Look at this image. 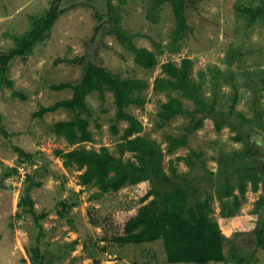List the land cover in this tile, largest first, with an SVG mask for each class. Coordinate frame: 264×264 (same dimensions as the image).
Returning a JSON list of instances; mask_svg holds the SVG:
<instances>
[{"label": "rangeland", "instance_id": "374dc122", "mask_svg": "<svg viewBox=\"0 0 264 264\" xmlns=\"http://www.w3.org/2000/svg\"><path fill=\"white\" fill-rule=\"evenodd\" d=\"M52 1L0 0V56L15 47L14 37L47 14ZM125 1L114 0L111 9L107 0H62V13L47 39L5 71L0 64V264H171L162 240L116 241L122 236L116 213L124 211L122 201L134 187L104 194L95 182L84 185L85 169L66 165L59 153L107 147L118 163L138 164L134 153L120 152L130 122L117 120L114 93L107 89L104 98L99 92L86 98L91 116L83 112L81 117L88 119L92 142L71 146L56 134V123L77 116L69 109L35 115L42 107L72 99L71 88L55 91L52 86L78 85L91 62L124 80L147 82L148 88L136 93L146 103L125 111L142 123L138 135L156 143L162 170L172 182L199 186L192 202H209L208 216L223 231L227 258L211 264H264L255 232L264 230V16L248 26V16L240 11L264 8V0H185L191 30L176 46L171 4L155 8V0ZM118 27L135 36L138 48L156 54L155 68L136 64L118 40ZM186 58L193 62L192 81L201 86L199 108L181 92L154 90L155 79L165 76L163 64L181 66ZM15 91L26 99L14 97ZM170 95L191 114L164 122L160 114ZM201 119L203 127L194 130ZM183 138L186 145L169 151L173 139ZM208 172L214 174L211 180ZM230 189L240 197V207L228 218L224 204H233L226 197ZM42 214L46 217L37 220Z\"/></svg>", "mask_w": 264, "mask_h": 264}, {"label": "trees", "instance_id": "16d2710c", "mask_svg": "<svg viewBox=\"0 0 264 264\" xmlns=\"http://www.w3.org/2000/svg\"><path fill=\"white\" fill-rule=\"evenodd\" d=\"M113 1L107 0L111 9ZM120 2L125 3L126 1L120 0ZM61 3L62 0H53L47 14L34 20L31 30L21 36L14 37L15 47L0 56L2 71H5L15 58L31 55L35 46L47 39L46 33L53 28L62 13ZM165 3L171 4L176 19L177 27L172 34V45L176 46L191 30L186 16V1L155 0L154 6L157 8ZM240 11L248 16V26L255 24L258 18L264 16V8L242 7ZM148 17L152 19L153 15L149 14ZM120 19L119 16L118 20ZM116 33L120 43L134 54L138 66L147 70L157 66L156 54L146 48H138L133 43L134 35L120 27L116 29ZM192 67L193 62L188 58L182 60L181 66H177L173 62L163 64L165 76L155 79L154 90L168 94L181 92L183 97L193 100L198 108L201 107V86L195 84L191 79ZM9 85L13 88L14 84L9 82ZM68 88L74 91L72 99L58 102L50 107H42L35 115L43 117L45 114L61 108L75 112L77 116L73 120L55 124L56 134L63 136L71 146L93 141L88 119L81 117L83 112H87L91 116L86 98L93 92H99L100 97L104 98L107 89L112 91L118 108L117 120L130 122V126L123 135V142L119 144V149L122 154L127 151L134 153L138 164L133 162L118 163L116 157L110 153L107 147H103L100 151L74 148L67 153L59 152L65 157L66 165H77L79 168L85 169V173L82 175L84 185L95 182L104 194L118 193L127 185L134 187L133 194L125 196L122 201V204L126 205L124 211L116 213L117 227L122 232V236H119L116 241L124 244H144L162 240L167 260L171 264L226 262L225 236L220 225L211 221L208 216L211 209L209 202L200 203L191 200L199 186L191 188V184L187 180L182 185L172 182V178L162 170L161 154L156 143L138 135L143 131L142 123L125 111L128 106H143L146 103V100L141 96H136V93H141L148 88L147 82L139 79L124 80L91 62L78 85L62 83L52 86L55 91ZM14 97L26 99V96L18 91L14 92ZM169 97V101L163 105V111L160 114V118L164 122L179 115L191 114V111L184 107L181 99L171 95ZM203 125V120H198L194 125V130L200 129ZM221 128L218 126L217 130H221ZM112 130L114 133H118L116 126H113ZM135 135L138 136L134 137ZM186 144V138L173 139L169 151ZM186 161L191 164L188 158ZM202 166L205 168V165ZM208 173L207 179L211 180L214 174ZM160 181L166 188L161 187ZM142 183L145 185L141 186ZM255 186H258L257 181H255ZM241 193H245V187L241 188ZM226 197L233 200L232 206L224 204L226 216L231 218L240 207V197L234 195L232 189L228 190ZM137 202L141 204L138 207L136 206ZM30 205V212L34 214V205L32 202ZM134 208L136 211L129 213V210ZM44 217L46 214L38 216L37 220ZM255 232L257 247L264 249V230Z\"/></svg>", "mask_w": 264, "mask_h": 264}, {"label": "crops", "instance_id": "0c3cea01", "mask_svg": "<svg viewBox=\"0 0 264 264\" xmlns=\"http://www.w3.org/2000/svg\"><path fill=\"white\" fill-rule=\"evenodd\" d=\"M211 263H215V262H211ZM211 263H209V264H211Z\"/></svg>", "mask_w": 264, "mask_h": 264}]
</instances>
